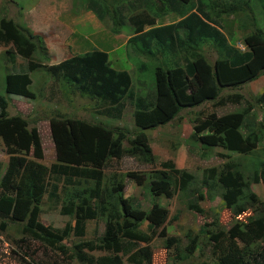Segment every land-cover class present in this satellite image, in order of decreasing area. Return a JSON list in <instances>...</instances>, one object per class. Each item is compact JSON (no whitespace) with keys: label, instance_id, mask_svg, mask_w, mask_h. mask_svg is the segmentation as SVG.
Segmentation results:
<instances>
[{"label":"trees","instance_id":"16d2710c","mask_svg":"<svg viewBox=\"0 0 264 264\" xmlns=\"http://www.w3.org/2000/svg\"><path fill=\"white\" fill-rule=\"evenodd\" d=\"M165 1L167 7H163L161 0H85L86 8L99 21L109 18L116 22L113 31L126 29V44L131 52L148 57V64L140 63L138 70L155 62L151 65L152 98L137 94L134 79L125 70L111 68L104 51L93 49L56 64L42 63L48 60L43 38L11 18L0 17L3 52L0 62L14 64L15 55L27 61L19 71L4 75L5 94L34 99L29 73L45 68L55 82L70 86L68 92L76 91L79 96L94 99V112L99 115L118 118L124 104L129 103L136 127L128 138L122 129L51 116L48 125L54 161L44 165L36 161L42 157L36 128L29 127L27 119L20 114H7L8 100L0 94V140L7 155L0 175V230H4L7 221L20 223L22 236L9 251L20 262L70 264L76 260L86 264H151L149 241L153 234L164 238L165 249L175 244L177 238L167 236L165 223L175 220L177 211L167 219V209L157 203H151L147 210L140 209L139 202L123 196L120 178L108 177L103 182V169L109 167L111 159L122 156L134 155L143 162L152 161L142 130L166 124L181 109L215 99L214 104L220 105L241 98L237 93L224 97L219 93L224 87H237L264 71V33L259 28L252 29L242 38L246 49L233 48L227 41L229 34L225 35L222 30L219 15L235 16L249 10L254 1L259 4L263 0H245L241 4L239 0H207L209 6L203 0ZM123 10L131 14H122ZM166 10L176 19L162 24ZM202 47L216 52L211 63ZM255 100L264 107V92ZM263 131L264 111L261 119H256L246 106L221 115L214 112L198 115L188 138L201 146H221L245 154L257 147ZM206 150H200L199 156L208 154ZM161 167L166 168L156 169L147 186L150 195L171 197L178 191L186 198L184 203L188 209L200 212L202 208L197 200L204 197L197 187L189 188L193 175L174 168L169 161L162 162ZM236 167V163L226 161L216 175H211L214 167L203 170L199 186L205 188L208 199L215 196L211 194L212 186H217L222 206L233 217L245 211L250 214L244 221L235 220L226 229L206 231L204 225L200 226L198 233L188 239L182 254L174 247L176 258L182 260L193 253L199 236L207 232L213 264H264V246L249 250L251 243L264 239V200L249 187L257 183L264 190V164L252 163L245 176ZM129 174L133 182H141L142 174ZM43 194L60 201L62 198L59 213L71 216L72 224L67 222L61 228H50L38 221ZM88 220L102 222L101 234L67 246L64 239L69 235L83 236ZM143 221L147 222V233L139 227ZM38 248L51 251L53 261L37 258ZM92 251L103 253L94 256Z\"/></svg>","mask_w":264,"mask_h":264},{"label":"rangeland","instance_id":"374dc122","mask_svg":"<svg viewBox=\"0 0 264 264\" xmlns=\"http://www.w3.org/2000/svg\"><path fill=\"white\" fill-rule=\"evenodd\" d=\"M242 1L245 0H239V4ZM78 2L83 6L85 0H0V17L11 18L18 25L27 26L26 28L28 29L36 28L39 31L41 30L46 35L47 40L55 47V44L61 43L65 32L52 30L60 28L59 24L57 25L58 20L49 21L52 23V28L50 25L49 28L53 34L47 30L45 24L38 25L37 20L34 18L39 19L43 17L48 20L49 15L48 13H41L39 11L34 12L35 5L43 6L45 4L49 8L58 10L60 15L73 12V23L71 26L73 29V41L75 43L81 42V48H85L83 50L96 48L106 51L110 66L116 69L127 70L130 77L143 81V84L138 86V91L145 93L153 90L151 65L155 64V62L152 61L150 65L138 70L136 65L146 62V59L131 52L129 44H126V46L122 45L120 42L122 36H119V34L114 36L112 29H116V22H112L107 18L103 22L100 21L101 24L95 16L90 20L86 18L81 19L82 21H77L83 17V13L86 11H78L82 9ZM161 3L163 7H167L165 0H161ZM203 3L209 6L210 2L203 0ZM75 5L78 6L77 11L75 10ZM56 6L60 9H57ZM260 6L264 8V0L263 2L259 1V4L254 1L250 5L249 10L238 12L235 16L233 14L219 15L222 18L220 20L221 25L224 26L222 30L226 33L225 35L229 34L230 36L227 41L231 47L245 50L246 47L242 42V38L245 33L252 29L259 28L264 33V11ZM132 11L134 12V10ZM122 14L128 15L131 14V11L123 10ZM166 16L163 23L176 19L167 10ZM241 26H245V28L240 29ZM121 32V35L127 33L125 28ZM50 35L51 37H49ZM54 38H56L55 42L52 41ZM1 48L0 55H3ZM83 50L80 49L76 53L83 52ZM49 51L52 54L51 60L53 61L55 52H53L51 46H49ZM202 52L210 63L216 58V52L212 48L202 47ZM15 59L17 63L21 61L23 63V66L20 65L17 68L25 67V63L27 62L25 59H22L18 55H15ZM42 63L47 65L48 60H43ZM9 64L3 61L0 62V94L8 100L5 112L7 114H20L27 119L29 127L34 126L36 128L42 150L41 159L36 161L44 165H49L54 161V150L48 125V119L51 116L56 118H76L86 122L100 124L110 129H122L127 132L128 138L132 136V131L136 129L132 122L131 109L128 105L124 107L118 118H107L99 115L94 112V99L79 96L76 91L68 92L70 86L66 83L61 85V83L55 82L49 73L46 72L45 68L39 67L36 71L30 73L32 82L29 88L36 96L34 99L18 100L21 97L5 94L3 90L4 75L7 72H13L11 71L12 65ZM262 92H264V71L260 72L254 79L248 80L237 87L222 88L219 93L220 97L231 93L241 95V98L236 102L224 101L220 105H215L216 99L205 101L196 107L181 109L173 120L164 125L157 126L153 129H143L142 131L147 137L153 156L152 161L143 162L134 157V155L122 156L118 160L111 159L109 161V167L103 169V182L105 183L108 177L111 179L116 177L120 178L123 183L122 193L125 197L139 202L140 209L147 210L151 203H157L167 209V219L177 211V218L165 223L167 236H174L177 240L174 245L165 249L164 238L153 234L149 241V247L152 252L151 264H200L202 261L213 264L212 247L211 242H207V232L199 236L198 244L193 253L186 258L183 257L182 260L176 258L174 247H177L180 254H182L184 247L188 243V239L198 233L200 226L204 225L206 231L226 229L235 220L244 221L247 215L250 214L249 211H245L233 217L230 211L222 206L221 200L217 196L219 188L213 185L211 194L215 196L212 199H208L205 188L199 186V182L202 180L203 170L214 167L216 169L211 171V175H216L219 167L226 161L236 163L237 171H240L243 176L250 171V165L252 163L264 164V131L257 147L245 154L229 151L223 149L221 146H201L198 143L192 142L188 136L194 118L209 112H214L215 115H221L248 106L251 112L254 113L256 119H261L264 107L255 98ZM125 144L126 142L123 143V145ZM203 148H207L206 152L208 154L199 156L200 150ZM3 149L0 142V175L7 161V155ZM26 156L29 157L30 155L27 154ZM164 161H169L174 168L178 170L184 169L193 175L194 180L189 184V188L197 187L198 191L204 197L203 199L197 200L198 205L202 208L200 212L188 209L184 203L186 198L178 191L171 197H153L150 195L147 189L149 181L155 176L156 169L166 168L161 167V163ZM128 172L142 174L141 182L139 184L133 182L132 175H127ZM249 187L261 200H264V190L260 184H250ZM189 199L192 200V198ZM61 203L62 198L60 201V199H52L43 194L38 206V221L42 225L50 228H61L67 222L72 224L71 216L59 213ZM146 223V221H143L139 226L145 233H147L145 229ZM102 228L103 224L101 221L88 220L83 236L75 237L69 235L64 239V243L69 246L73 242L95 238L101 234ZM20 236H22L20 233V223L16 224L7 221L4 230H0V264H25L9 252L15 246L14 241ZM263 246L264 239L257 240L249 245V250H257ZM36 251L37 258H49V260L53 261L51 251H43L40 248L36 249ZM91 253L95 256L103 252L92 251ZM70 264L86 263L72 260Z\"/></svg>","mask_w":264,"mask_h":264},{"label":"crops","instance_id":"0c3cea01","mask_svg":"<svg viewBox=\"0 0 264 264\" xmlns=\"http://www.w3.org/2000/svg\"><path fill=\"white\" fill-rule=\"evenodd\" d=\"M78 4L81 6V4L79 2H78ZM81 7H82V9H79L78 10L79 12L81 10H86V11L83 13L84 14L83 17L82 18H79L77 21H82L81 19H86V18L90 20V19H92L95 16L91 10H89V9L86 8V3H84L83 6H81ZM56 8L57 9H60L57 6H56ZM77 8H78V6L75 5V10ZM33 11L34 12L35 11H39L41 13H48V15H49V19L48 20H47V18H43V17H41L39 19H37V18H34V19L37 20V24L38 25L45 24L47 30L49 32H51V34H53V32L50 30L49 25L52 28V23L49 22V21H52V20H58L57 25L59 24V26H60L59 29H57V28L52 29L53 31H56V32L64 31L65 32V36H64L63 40L61 41V43H57V44H55V47H53V45L51 44V42L49 40H47L46 35L41 30L39 31L36 28L35 29L29 28L30 31L39 34L43 38V40H44V44H45V48H46V53H47V57H48V64L47 65L56 64V63L62 61L63 59L69 58V57H71L73 55H79V54H82V53H84L86 51H90V50L96 49V48H93V49L83 50L85 48H83V49L81 48V46H82V43L81 42L75 43V41H73V29H72V26H71L72 23H73V12L72 13H68L67 12V14L60 15V13L58 12V10L56 11L55 9H53L51 7L49 8L45 4L43 6H37V5H35ZM165 17H167V16L165 15ZM95 18H96V16H95ZM44 21H45V23H44ZM171 21H173V19ZM167 22H169V21H166L165 23H167ZM89 23H91V22H89ZM162 24H164V23L162 22ZM145 29H146V27H144V30ZM113 32H114V36H116L118 34H119V36H122V39H121L120 42H121L122 45H125L126 46V38L128 37L127 33L124 34V35H121L122 34L121 31H113ZM49 37H51V35ZM55 39L56 38L52 39V41L55 42ZM47 42H48V44H47ZM49 46H51L52 49H53V52H55V57H54L53 61L51 60L52 54L49 51ZM80 49L83 50V52L76 53ZM96 50L104 51V50H101V49H96ZM104 52L107 54L106 51H104ZM140 57H142L144 59L148 58L146 55H142ZM107 61H108V59H107ZM8 63H10V62H8ZM10 64L12 65L11 71H13V72L19 71L22 67H20V68H17V67H19L20 65L23 66L22 61L17 63L16 62V59L14 61V64L13 63H10ZM147 64H148V62H147ZM109 66H110V64H109ZM138 66H139V63L136 65V67H138ZM110 67L113 68V69H115V70H122V69H116V68H114L112 66H110ZM125 71L128 72L127 70H125ZM131 78L134 79L133 77H131ZM31 82H32V80H31ZM134 83L137 84L136 86L138 88V86H140L141 84H143V81L134 79ZM137 88H136V91L135 92L137 94H140V95H143L144 94L143 95L144 98H152V96L154 95V91L153 90L147 91V92L143 93V92L138 91ZM16 96H18V95H16ZM19 97H21V98H18V100H26L27 99V98L24 99V97H22V96H19ZM126 105H128L130 107V109H131L130 111L132 112L133 109L129 105V103L124 104V107H126ZM9 115H13V114H9ZM0 142H1V140H0ZM2 148H3V145H2ZM3 151H4V149H3ZM123 196L125 197L124 194H123Z\"/></svg>","mask_w":264,"mask_h":264},{"label":"clouds","instance_id":"9594fccd","mask_svg":"<svg viewBox=\"0 0 264 264\" xmlns=\"http://www.w3.org/2000/svg\"><path fill=\"white\" fill-rule=\"evenodd\" d=\"M35 33V32H34Z\"/></svg>","mask_w":264,"mask_h":264}]
</instances>
